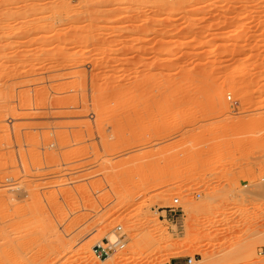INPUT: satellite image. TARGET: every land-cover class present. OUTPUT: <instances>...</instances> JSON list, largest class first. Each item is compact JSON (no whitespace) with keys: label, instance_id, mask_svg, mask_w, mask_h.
<instances>
[{"label":"rangeland","instance_id":"374dc122","mask_svg":"<svg viewBox=\"0 0 264 264\" xmlns=\"http://www.w3.org/2000/svg\"><path fill=\"white\" fill-rule=\"evenodd\" d=\"M163 1L0 0V264H264V0Z\"/></svg>","mask_w":264,"mask_h":264},{"label":"built area","instance_id":"2783aa9c","mask_svg":"<svg viewBox=\"0 0 264 264\" xmlns=\"http://www.w3.org/2000/svg\"><path fill=\"white\" fill-rule=\"evenodd\" d=\"M169 3H176L179 0H166ZM231 97H229L230 99ZM180 206H179V199L176 198L173 200V204L170 206H167L165 208H159V212L163 213L165 212L164 215H160L159 218H162L163 220L167 221H174L175 217H177L180 212H179ZM122 227L117 228V232H121ZM124 247V242L121 237H118L114 240H107L106 242L98 243L95 247V254L97 258H107L110 257L112 254H114L118 249H121ZM193 258L188 257L185 259V264H192Z\"/></svg>","mask_w":264,"mask_h":264},{"label":"bare ground","instance_id":"6f19581e","mask_svg":"<svg viewBox=\"0 0 264 264\" xmlns=\"http://www.w3.org/2000/svg\"><path fill=\"white\" fill-rule=\"evenodd\" d=\"M153 2L155 3V5H157V6H162V5H164V1L163 0H153ZM210 4L212 5L213 4V2H210ZM209 4V5H210ZM182 5H180V4H176V5H174V7L170 10V13H172V14H175V13H178L180 10H181V7ZM184 6V5H183ZM63 49H65V48H63ZM76 59L75 58H72V60H71V64L72 65H75L76 64ZM249 65H248V63L246 62V61H243V62H240L237 66H236V68L234 69V73H240V72H243L244 70H246L247 69V67H248ZM130 86V85H129ZM141 87V86H140ZM129 88H131V87H129ZM136 88H137V86H136ZM122 89V88H121ZM134 89V88H133ZM136 90H138V89H136ZM122 91H124V90H122ZM125 92V91H124ZM123 92V93H124ZM114 93H117V91L115 92L114 91ZM113 93V94H114ZM121 94V93H120ZM117 95V94H116ZM138 113V112H137ZM135 114V113H134ZM140 114V113H139ZM136 115V114H135ZM138 115V114H137ZM140 116V115H139ZM138 117V116H137ZM131 121H132V119H131ZM25 243V242H24ZM12 246V245H11ZM19 246V245H18ZM9 247V246H8ZM20 248V247H19ZM22 248V247H21ZM11 249H13V248H10V250ZM9 250V251H10ZM1 251V250H0ZM7 252H8V250H7ZM3 255L5 254V253H2ZM15 255V254H14ZM16 256V255H15ZM8 259V258H7ZM14 261V260H13ZM4 262V261H3Z\"/></svg>","mask_w":264,"mask_h":264},{"label":"crops","instance_id":"0c3cea01","mask_svg":"<svg viewBox=\"0 0 264 264\" xmlns=\"http://www.w3.org/2000/svg\"><path fill=\"white\" fill-rule=\"evenodd\" d=\"M169 264H185V259L183 260L172 259Z\"/></svg>","mask_w":264,"mask_h":264}]
</instances>
